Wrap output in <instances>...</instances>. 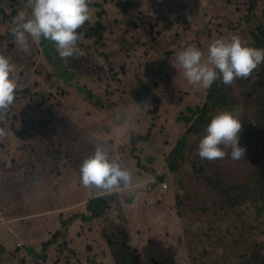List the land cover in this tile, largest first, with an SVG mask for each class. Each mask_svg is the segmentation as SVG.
<instances>
[{
	"label": "rangeland",
	"instance_id": "rangeland-1",
	"mask_svg": "<svg viewBox=\"0 0 264 264\" xmlns=\"http://www.w3.org/2000/svg\"><path fill=\"white\" fill-rule=\"evenodd\" d=\"M263 8L264 0H89L78 54L65 59L43 38L30 39L28 53L19 49L8 28L18 11L30 14L27 0H0V53L18 82L13 104L0 113V252L10 257L6 263L0 256L4 264H117L105 237L114 221L130 224L144 264H264V213L229 205L202 173L208 165L263 201L264 188L253 180L264 175V163L198 155L207 122L188 133L185 117L205 103L208 88L189 83L172 64L184 42L200 48L202 59L217 37L235 34L248 43ZM90 28L96 34L88 35ZM263 75L260 69L227 86L236 103L226 110L255 142L264 137V105L253 83ZM178 140L184 159L174 172L168 156ZM100 144L131 173L128 185H82L80 163ZM169 179L173 189L163 187ZM109 195L107 213L70 223L91 214L95 197Z\"/></svg>",
	"mask_w": 264,
	"mask_h": 264
},
{
	"label": "clouds",
	"instance_id": "clouds-1",
	"mask_svg": "<svg viewBox=\"0 0 264 264\" xmlns=\"http://www.w3.org/2000/svg\"><path fill=\"white\" fill-rule=\"evenodd\" d=\"M27 6L30 14L18 11L8 28L19 49L28 53L29 40L43 38L53 42L61 58L78 54L77 29L89 18V0H27ZM202 56L200 48L184 42L175 52L177 63L172 64L182 70L189 83L207 89L217 79L227 85L236 78L247 77L264 63V48L251 46L234 34L227 39L220 36L212 40L208 45L207 58L202 59ZM13 72L14 64L10 58L0 53V113L14 102L18 82ZM143 106L148 109L151 104L143 101ZM241 128L240 118L232 111H216L199 139L198 155L207 160L222 159L226 155L234 160L244 157L245 147L239 143ZM79 173L84 187L112 190L131 182V173L112 158L102 144L82 160Z\"/></svg>",
	"mask_w": 264,
	"mask_h": 264
},
{
	"label": "trees",
	"instance_id": "trees-1",
	"mask_svg": "<svg viewBox=\"0 0 264 264\" xmlns=\"http://www.w3.org/2000/svg\"><path fill=\"white\" fill-rule=\"evenodd\" d=\"M253 9V8H252ZM3 19V15L0 16ZM250 22L251 19H248ZM96 34V30L90 28L88 35ZM249 35L251 36L250 41L247 43L254 47L264 48V8H263V20H260L255 28L250 29ZM262 69L264 70V63L259 64L247 77H239L232 81L231 84H224L221 80L217 79L208 88L207 97L205 103L202 106L197 107L196 113L191 116L185 117V122H191L190 127L187 132L198 131L204 123H208L210 117L218 110L231 109L235 106V101L227 93V86H232L238 80H247L252 78L257 72ZM253 90L261 94V103L264 105V75L260 76L253 83ZM190 109V108H189ZM190 111H192L190 109ZM195 116V118H193ZM3 127L0 124V128ZM13 130L20 136H23L22 130L13 126ZM254 132L247 131L246 133L240 132L239 143L245 147L244 157L238 159L239 161L248 160L254 166H261L264 163V137L259 136L257 142L252 139ZM185 147V142L183 140H178V142L170 150L169 168L173 169L174 172L177 170V161L183 158V148ZM229 152L230 149H225ZM226 158H231L229 155ZM215 162V161H211ZM203 176L206 178L208 183L214 186H220V195L225 199V201L232 206L245 207L247 209H252L258 213H264V197L261 201L260 197L250 189L248 185H233L225 183L219 177H217L211 168L206 165L202 169ZM176 181H178L177 174L175 173ZM167 189H173L175 184L172 180H168ZM255 183V188H260L259 184L264 188V175L259 173L253 180ZM170 185V187H169ZM171 192L166 191L165 199L169 197ZM249 198V199H248ZM251 201V204L247 206L246 202ZM113 207V196L105 197H95L92 202L88 204V209L91 211L89 216L86 215H74L70 218V223L76 219H82L84 222L91 221L93 218H98L102 213H107L109 209ZM172 212V210H171ZM90 224V223H89ZM65 226V223L63 224ZM257 228V225H252ZM130 224L124 225L119 221H114V229L105 234L108 245L111 248V254L116 260L117 264H144L141 253L136 245H133L131 238L132 232L130 231ZM54 241L50 240L45 242L44 248H48ZM20 246V245H19ZM43 248V249H44ZM261 257V256H260ZM7 263L5 257L3 258ZM1 261V258H0Z\"/></svg>",
	"mask_w": 264,
	"mask_h": 264
},
{
	"label": "crops",
	"instance_id": "crops-1",
	"mask_svg": "<svg viewBox=\"0 0 264 264\" xmlns=\"http://www.w3.org/2000/svg\"><path fill=\"white\" fill-rule=\"evenodd\" d=\"M5 251H6V250H5V249H3V250L0 252V253L2 254V255L0 254V256H3V255H5V253H3V252H5ZM4 257H5L6 261H7L8 259H10V257H9V258H7V257H6V255H5ZM4 257H3V258H4ZM7 263H8V261H7ZM0 264H4V262H3L2 258H1Z\"/></svg>",
	"mask_w": 264,
	"mask_h": 264
},
{
	"label": "built area",
	"instance_id": "built-area-1",
	"mask_svg": "<svg viewBox=\"0 0 264 264\" xmlns=\"http://www.w3.org/2000/svg\"><path fill=\"white\" fill-rule=\"evenodd\" d=\"M163 187H167V184L163 185ZM3 218V217H2ZM18 245H21L20 243H18Z\"/></svg>",
	"mask_w": 264,
	"mask_h": 264
}]
</instances>
